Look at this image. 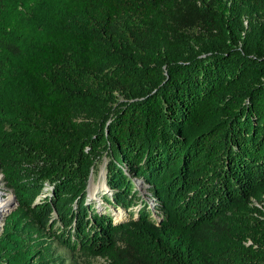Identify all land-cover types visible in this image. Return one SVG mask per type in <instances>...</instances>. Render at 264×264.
<instances>
[{
    "label": "trees",
    "instance_id": "obj_1",
    "mask_svg": "<svg viewBox=\"0 0 264 264\" xmlns=\"http://www.w3.org/2000/svg\"><path fill=\"white\" fill-rule=\"evenodd\" d=\"M179 1L0 0V175L17 206L0 264H68L64 251L104 264H264V245L223 240L264 189V53L239 46L241 27L232 42L171 48L157 31ZM124 20L150 31L132 40Z\"/></svg>",
    "mask_w": 264,
    "mask_h": 264
},
{
    "label": "rangeland",
    "instance_id": "obj_2",
    "mask_svg": "<svg viewBox=\"0 0 264 264\" xmlns=\"http://www.w3.org/2000/svg\"><path fill=\"white\" fill-rule=\"evenodd\" d=\"M138 24V21L124 20L120 23L121 32L135 40L141 33L150 31V29H138ZM239 27L243 35L239 46L242 47L247 43L256 51L264 53V0H180L174 17L157 33L167 40L171 48L179 50L182 47L186 48L187 43H191L198 50L204 42H232V31ZM74 77L80 83L97 88L99 78L95 76L76 72ZM115 95L118 102L124 103L126 98L122 93L117 91ZM82 118L84 121H91L88 116ZM110 161L108 156H104L97 162V167L92 169L88 189L92 200L96 198V195L90 192L92 185L95 188L93 192L97 190L95 194L106 188ZM134 182L138 190L145 193L146 186L142 180L134 179ZM0 196L2 200H5L7 196L11 197L14 203L2 218L1 235L6 218L17 207L12 193H7L3 189L1 175ZM231 216L237 225L232 226V229L224 236V242L238 239L247 244L264 245V189L258 193L257 197L238 207ZM63 253L66 254V258L71 259L68 264H104L101 259L71 258L68 252Z\"/></svg>",
    "mask_w": 264,
    "mask_h": 264
},
{
    "label": "bare ground",
    "instance_id": "obj_3",
    "mask_svg": "<svg viewBox=\"0 0 264 264\" xmlns=\"http://www.w3.org/2000/svg\"><path fill=\"white\" fill-rule=\"evenodd\" d=\"M103 175V174H102ZM93 180V179H92ZM102 180V179H101ZM92 183V182H91ZM102 183V182H101ZM94 186H91L90 192H92V194L96 195L94 191ZM103 189V188H102ZM104 191V190H103ZM93 195V196H94ZM15 197V196H14ZM14 200V198H13ZM102 201V200H101ZM13 201L11 197H8L5 200H2L1 196H0V229H1V224H2V218L3 216L8 212V210L13 206ZM122 213V212H121ZM121 213H118V218L123 217ZM122 219V218H121ZM120 220V219H119Z\"/></svg>",
    "mask_w": 264,
    "mask_h": 264
},
{
    "label": "water",
    "instance_id": "obj_4",
    "mask_svg": "<svg viewBox=\"0 0 264 264\" xmlns=\"http://www.w3.org/2000/svg\"><path fill=\"white\" fill-rule=\"evenodd\" d=\"M89 189V188H88ZM15 196V195H14ZM15 199V198H14ZM15 201H16V199H15Z\"/></svg>",
    "mask_w": 264,
    "mask_h": 264
}]
</instances>
